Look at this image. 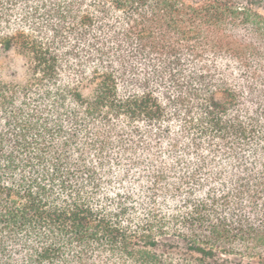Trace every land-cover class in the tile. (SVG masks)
Returning <instances> with one entry per match:
<instances>
[{
    "label": "trees",
    "instance_id": "obj_1",
    "mask_svg": "<svg viewBox=\"0 0 264 264\" xmlns=\"http://www.w3.org/2000/svg\"><path fill=\"white\" fill-rule=\"evenodd\" d=\"M264 0H0V264H264Z\"/></svg>",
    "mask_w": 264,
    "mask_h": 264
},
{
    "label": "rangeland",
    "instance_id": "obj_2",
    "mask_svg": "<svg viewBox=\"0 0 264 264\" xmlns=\"http://www.w3.org/2000/svg\"><path fill=\"white\" fill-rule=\"evenodd\" d=\"M262 12L264 13V8ZM0 71L4 79L8 81L23 82L27 77L24 57L15 50L3 54L0 58Z\"/></svg>",
    "mask_w": 264,
    "mask_h": 264
}]
</instances>
